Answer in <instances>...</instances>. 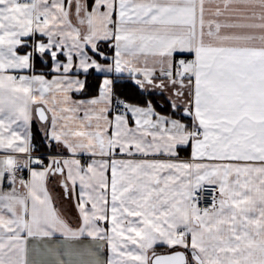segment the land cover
<instances>
[{"label":"snow or ice","instance_id":"1","mask_svg":"<svg viewBox=\"0 0 264 264\" xmlns=\"http://www.w3.org/2000/svg\"><path fill=\"white\" fill-rule=\"evenodd\" d=\"M264 264V0H0V264Z\"/></svg>","mask_w":264,"mask_h":264},{"label":"crops","instance_id":"2","mask_svg":"<svg viewBox=\"0 0 264 264\" xmlns=\"http://www.w3.org/2000/svg\"><path fill=\"white\" fill-rule=\"evenodd\" d=\"M45 264H59V258L55 256V245L52 247V251L45 253Z\"/></svg>","mask_w":264,"mask_h":264}]
</instances>
